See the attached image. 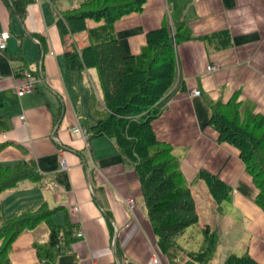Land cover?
Here are the masks:
<instances>
[{"label": "crops", "instance_id": "1", "mask_svg": "<svg viewBox=\"0 0 264 264\" xmlns=\"http://www.w3.org/2000/svg\"><path fill=\"white\" fill-rule=\"evenodd\" d=\"M14 1L0 0V29L10 33L0 51V114L11 120V128L0 133V166L33 159L42 179H25L6 189L7 217L45 205L55 209V223L68 220L77 226L70 249L53 264H147L154 256L169 264L157 248L133 166L122 160L107 136L83 139L70 132L75 123L86 129L96 123L92 93L102 104L96 70L70 71L65 58L70 41L57 26L59 11L76 7L79 0L70 8H61L58 0H28L22 16ZM90 22L89 27L103 24ZM164 23L188 37L174 45L177 74L169 100L151 122L155 136L180 159L195 199L198 228L208 224L220 232L218 264L230 253L245 252L264 264V210L255 202L257 188L238 149L219 141L210 123L211 105L227 102L235 92L254 112L264 113V0H146L141 11L117 19L113 31L123 54L135 55L146 34ZM75 36L72 41L83 45V35ZM18 53L22 62L8 58ZM209 65L216 69L207 70ZM26 70L37 77L35 90L18 96L15 86ZM181 83L183 89L178 88ZM196 89L200 95L191 96ZM61 157L66 169H60ZM200 169L230 187L231 197L220 209L198 178ZM129 198L135 201L133 208ZM73 205L77 211L70 210ZM0 212L6 213L4 202ZM46 239L43 223L23 231L10 246L11 264H46L34 248ZM192 243V237L180 242L184 247Z\"/></svg>", "mask_w": 264, "mask_h": 264}, {"label": "trees", "instance_id": "2", "mask_svg": "<svg viewBox=\"0 0 264 264\" xmlns=\"http://www.w3.org/2000/svg\"><path fill=\"white\" fill-rule=\"evenodd\" d=\"M27 1L13 2L21 16ZM145 1L79 0L76 7L59 11L57 26L61 37L67 41L76 33H85L87 44L77 46L72 42L73 47L65 51V58L70 71L94 68L97 72L102 104L92 93L91 108L97 121L87 127L88 137L107 136L113 140L122 160L133 166L141 185L147 219L157 235V248L169 264H180L183 255L198 264H209L219 247L220 232L204 225L197 248L184 247L178 241L187 227L198 222L199 215L179 157L173 154L170 146L156 138L151 125L169 100L168 91L175 82L174 45L187 38L188 33L173 31L171 25L164 23L146 34V42L138 54L126 55L113 31L117 19L141 11ZM87 19L103 20V24L89 27ZM8 58L13 62L23 61L20 53ZM178 88L183 89V84ZM238 96L235 92L227 102L212 104L210 123L218 131L219 141L238 149L245 170L257 188L255 202L264 210V113L254 112L249 104L238 100ZM3 106L4 97L0 94V110ZM10 128V118L0 114V133ZM198 178L205 182L218 209L221 203L229 201L231 189L216 175L200 169ZM25 179L34 182L42 179L33 159L0 166V192ZM54 210L41 205L6 218L0 216V264H11L12 242L23 231L41 223L46 226L47 239L42 244H34L41 260L53 264L58 255L69 250L76 239L77 226L68 220L63 224L55 223ZM221 264L258 263L245 252L230 253Z\"/></svg>", "mask_w": 264, "mask_h": 264}, {"label": "built area", "instance_id": "3", "mask_svg": "<svg viewBox=\"0 0 264 264\" xmlns=\"http://www.w3.org/2000/svg\"><path fill=\"white\" fill-rule=\"evenodd\" d=\"M9 37H10L9 31L0 29V51L6 48V41ZM214 69H216V66H213V65L207 66V70H214ZM23 76H24V79L15 86V91L18 96H23L35 90L37 77L35 76L33 71L26 70ZM189 94L191 96H199L200 91L196 89V90L190 91ZM21 118H23V115H21ZM70 132L75 136L82 137L83 139H86L88 137L86 128L81 126L79 123H75L74 125H72L70 127ZM66 168H67L66 161L63 157H61L60 169H66ZM127 203L130 208H133L135 205V201L133 198L127 199ZM70 210L77 211V206L76 205L71 206ZM78 235H80V233H78ZM147 264H161V260L159 256H154L150 259V261Z\"/></svg>", "mask_w": 264, "mask_h": 264}, {"label": "rangeland", "instance_id": "4", "mask_svg": "<svg viewBox=\"0 0 264 264\" xmlns=\"http://www.w3.org/2000/svg\"><path fill=\"white\" fill-rule=\"evenodd\" d=\"M59 1L61 3V8H70L72 7L78 0H58L57 2V5L59 6ZM49 6V4H48ZM60 8V7H59ZM49 10V8H48ZM52 13V12H51ZM54 17V16H53ZM91 20L90 23H95L94 20L92 19H88V22ZM76 36L78 35H83L84 37V41H85V44H87V40H86V36H85V33L84 32H80V33H76L75 34ZM75 36V37H76ZM82 37V36H81ZM77 40V38H76ZM72 39L70 38V45L69 47H73V43H72ZM12 52V51H11ZM13 53V52H12ZM84 88V86H82ZM98 90L99 92L101 91V87H100V84H98ZM102 93V92H101ZM9 191V190H8ZM1 202H4L5 204V212L6 213H3V212H0V216L2 218H6L7 217V190L5 191H2L0 192V203ZM193 238V243L191 245V247H194V248H197L198 245L200 244L201 240H202V231L198 228V225L197 224H193L189 227H187L184 231V233L180 236V238L178 239L179 242L183 243L184 244V241H186V239H191V237ZM223 251L222 248H219L217 250V252L215 253L214 257L211 259L210 263L209 264H218L219 263V255L220 253ZM184 256V255H183ZM181 256V263L180 264H197L195 261H193L192 259H188L187 256L183 257ZM187 257V258H186Z\"/></svg>", "mask_w": 264, "mask_h": 264}]
</instances>
